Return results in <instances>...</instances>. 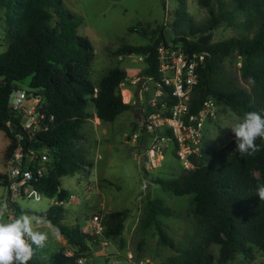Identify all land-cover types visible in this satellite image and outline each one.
<instances>
[{
	"label": "trees",
	"instance_id": "trees-1",
	"mask_svg": "<svg viewBox=\"0 0 264 264\" xmlns=\"http://www.w3.org/2000/svg\"><path fill=\"white\" fill-rule=\"evenodd\" d=\"M165 1L162 0L164 5ZM212 1L199 0L210 14L206 24L193 26L192 36L182 34L173 40L186 52L205 55L197 69L198 83L192 93L191 111L199 112L203 102L212 97L240 117L248 111L264 115V0H228L220 2L218 7ZM178 2V15L186 16L185 0ZM0 7L6 10L8 25V48L0 53V132L10 140L5 157L8 159L17 145L16 133L9 123L14 124V128L21 127V118L9 107V99L17 83L29 78L30 87L55 116L51 128L39 137L40 145L49 148L51 165L48 173L33 184L44 196L67 200L71 192L62 186V178L90 165L75 145V141L83 137V124L94 117L88 106L94 105L95 115L102 122H114L119 115L132 109L133 105L124 102L121 93V84L129 80L128 71L114 66L97 83L92 80L94 46L87 36L79 33L83 17L67 8L63 0H0ZM236 21L249 33L216 42L208 40L205 44L197 41L223 22L232 26ZM129 31L151 34V40L144 45L123 43L114 54L141 55L145 64L141 75L159 80L158 47L162 42L169 43L165 29L149 32L135 25L129 27ZM233 57L241 60V79L249 88L227 76L224 66ZM176 102L177 98L169 99L170 106ZM153 111L156 108L149 104L146 113ZM137 128L135 123L133 131ZM144 134L141 137L145 138ZM256 143L261 151L255 156L241 157L235 151L233 136L225 147L202 150L200 156L192 157L194 168L185 170L180 176L153 179L177 196L193 195L191 213L196 228L184 248L178 246L159 220V216H172V209L160 198L150 197L146 203L140 228L145 230L155 225L158 242L177 252L164 264H214L212 245H219L218 262L221 264L237 254L254 259L259 250L264 255V200L256 195L257 186L264 184V140L257 139ZM145 171L149 173L147 166ZM0 185H7L5 173H0ZM12 205L15 217L26 211L17 202L13 201ZM36 215L52 223L74 249L70 255L61 247L47 264H80V257L99 245V242H90L89 232L79 223L65 222L64 205H51ZM129 215L128 208L104 213L103 237L121 236ZM40 250H36L28 264H45Z\"/></svg>",
	"mask_w": 264,
	"mask_h": 264
},
{
	"label": "rangeland",
	"instance_id": "rangeland-1",
	"mask_svg": "<svg viewBox=\"0 0 264 264\" xmlns=\"http://www.w3.org/2000/svg\"><path fill=\"white\" fill-rule=\"evenodd\" d=\"M67 8L82 16L84 23L79 28L81 35L87 36L95 50L92 80L99 79L114 66H120L128 71L129 84L121 89L123 101L131 103L133 108L122 113L114 122H102L95 115L93 104L88 111L94 115L83 124V137L75 141L76 147L82 150L90 165L82 171L62 178V186L71 192L64 204L66 207L65 222L79 223L83 230L90 234V220L95 214H103L113 210L130 209L124 232L114 239L104 238L103 234L91 236L90 242H99L100 248L87 251L80 264H164L167 258L177 252L169 246L158 242V232L155 225L143 230L140 222L145 215L148 199L160 198L165 205L172 209V216H159L167 232L173 237L179 247L184 248L189 243L196 228L195 219L191 213L193 195L177 196L164 190L153 180L156 177L173 178L184 173L182 162L177 158L175 149L170 146L166 151L163 166L145 171L146 164L141 151L144 150L148 139L141 137L132 140L134 124L140 127L147 111L151 92H141L146 80H143L141 91L136 94L145 64L143 57L138 54L115 55L114 51L123 43L144 45L151 40L150 35L142 32H130L129 27L139 26L151 32L164 28L170 43L176 36H192L191 28L206 24L210 14L199 0H185L186 16H179L178 0H63ZM220 2L228 0H213L216 7ZM8 25L6 10L0 7V53L8 48ZM236 21L235 25L223 22L205 34H210L212 42L229 39L233 36L248 34ZM239 58L233 57L225 63L227 76H232L235 82L249 88L248 83L241 79ZM136 81V83H132ZM19 89L36 92L29 85V78L18 82ZM129 89V90H128ZM131 91V93H130ZM126 100V101H125ZM217 116L207 123L203 150L223 148L234 136L229 126L238 122L242 117L233 112L229 106L219 103ZM10 140L0 132V173L7 171L5 151ZM195 157V156H194ZM197 157V156H196ZM56 199L57 196H55ZM13 200V199H12ZM7 195V189L0 185V202L7 204V218L15 217L13 201ZM26 211L25 214L34 218V228L49 233L47 246L40 250V258L52 256L58 249L65 247L68 254L74 249L65 238L58 233L57 228L44 217L36 215L54 205L53 198L43 196L41 200L18 197L15 199ZM28 210L30 212H28ZM105 229V228H104ZM106 241V244L103 243ZM92 243V244H93ZM210 250L218 262L219 245H212ZM79 259V260H80ZM223 264H264V255L256 251L254 259L237 254L234 259Z\"/></svg>",
	"mask_w": 264,
	"mask_h": 264
},
{
	"label": "built area",
	"instance_id": "built-area-1",
	"mask_svg": "<svg viewBox=\"0 0 264 264\" xmlns=\"http://www.w3.org/2000/svg\"><path fill=\"white\" fill-rule=\"evenodd\" d=\"M158 58L161 78L146 77L140 90L152 93L149 104L156 111L144 114L140 127L132 133L131 139L139 140L145 133L148 143L141 153L149 171L163 166L170 146L176 150L184 169L188 170L194 168L192 157L202 154L207 123L217 116L219 105L209 97L199 112L194 113L190 108L192 93L198 83L197 69L204 62V53H189L173 43L162 42L158 47ZM238 63L241 67L242 62ZM129 82H123L121 89ZM172 97L177 98V102L170 106L169 99ZM9 107L21 118V127L14 131L17 145L7 160V195L12 201L18 197L41 200L44 195L33 183L48 173L51 157L49 148L40 145L39 137L51 128L55 116L46 109L40 95L19 89L18 86L11 93ZM9 125L14 126L12 123ZM65 202L53 197L54 205H64ZM89 228L92 236L100 237L103 234L100 214L91 217ZM103 243L106 244V241Z\"/></svg>",
	"mask_w": 264,
	"mask_h": 264
},
{
	"label": "clouds",
	"instance_id": "clouds-1",
	"mask_svg": "<svg viewBox=\"0 0 264 264\" xmlns=\"http://www.w3.org/2000/svg\"><path fill=\"white\" fill-rule=\"evenodd\" d=\"M234 133L236 149L241 156H255L261 151L257 139L264 140V115L248 111L235 124L229 126ZM259 200H264V184L256 189ZM7 204L0 202V264H28L37 249H44L49 233L34 228V218L24 212L7 218ZM47 264L51 257H41Z\"/></svg>",
	"mask_w": 264,
	"mask_h": 264
},
{
	"label": "water",
	"instance_id": "water-1",
	"mask_svg": "<svg viewBox=\"0 0 264 264\" xmlns=\"http://www.w3.org/2000/svg\"><path fill=\"white\" fill-rule=\"evenodd\" d=\"M209 38H210V34H204L203 36L199 37V38L197 39V41H198L199 43H201V44H205V43L208 41ZM129 54H131V52H130ZM143 80H146V77H145V76L142 77V78L140 79V81H139V84H138V87H137V90H136V94H137V95H138V93H139L140 90H141ZM11 127L13 128V130H14L15 132L17 131L16 128H14L13 126H11ZM98 247H99L98 245L95 246V249H98Z\"/></svg>",
	"mask_w": 264,
	"mask_h": 264
},
{
	"label": "crops",
	"instance_id": "crops-1",
	"mask_svg": "<svg viewBox=\"0 0 264 264\" xmlns=\"http://www.w3.org/2000/svg\"><path fill=\"white\" fill-rule=\"evenodd\" d=\"M99 246V245H98ZM100 248V247H99Z\"/></svg>",
	"mask_w": 264,
	"mask_h": 264
}]
</instances>
